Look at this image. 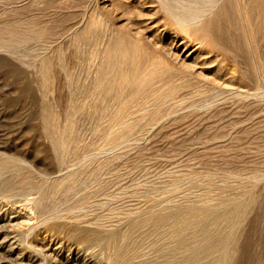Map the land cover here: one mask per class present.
<instances>
[{
    "label": "rangeland",
    "instance_id": "rangeland-1",
    "mask_svg": "<svg viewBox=\"0 0 264 264\" xmlns=\"http://www.w3.org/2000/svg\"><path fill=\"white\" fill-rule=\"evenodd\" d=\"M187 1L0 0V264H179L134 226L201 204L264 264V0Z\"/></svg>",
    "mask_w": 264,
    "mask_h": 264
},
{
    "label": "bare ground",
    "instance_id": "bare-ground-1",
    "mask_svg": "<svg viewBox=\"0 0 264 264\" xmlns=\"http://www.w3.org/2000/svg\"><path fill=\"white\" fill-rule=\"evenodd\" d=\"M212 0H194V1H187L186 3H190L191 5H188L186 8V13L187 15H190V12L193 11V14L198 12L194 6L198 5L199 3H210ZM182 8V6H178V8ZM164 10L168 12V6L164 5L163 6ZM183 9V8H182ZM195 9V10H194ZM240 12V11H239ZM240 14V13H239ZM246 15V14H245ZM186 18L182 16L180 17V21L185 20ZM196 18V16H195ZM247 18V17H246ZM192 19V17H190ZM247 23V22H246ZM246 35V34H245ZM121 57V56H120ZM120 61V59H119ZM121 62V61H120ZM158 62V61H157ZM135 63V62H134ZM136 64V63H135ZM134 65V64H133ZM140 65V64H139ZM108 66V65H106ZM137 68V67H136ZM145 68V67H144ZM133 69V68H132ZM141 69V68H140ZM135 70V68H134ZM100 71V70H99ZM130 71V70H129ZM132 72V71H131ZM142 73V72H141ZM138 74V73H137ZM143 74V73H142ZM145 75V74H144ZM115 76V75H114ZM129 75H126V77ZM116 77V76H115ZM122 77V76H121ZM136 77V76H135ZM134 77V78H135ZM139 77V75H138ZM117 78V77H116ZM115 78V79H116ZM129 77H127L128 80ZM142 78V77H141ZM114 79V78H113ZM118 79V78H117ZM140 79V78H139ZM146 79V77H145ZM131 80V79H130ZM111 81H109L110 83ZM114 83V82H113ZM130 84L132 83L129 82ZM143 83V82H142ZM172 85V84H171ZM139 86V84H138ZM138 91V90H137ZM102 92V91H100ZM100 94V93H99ZM109 95V94H108ZM153 98V97H152ZM122 108V107H121ZM117 114V113H116ZM113 129V128H112ZM116 134V133H115ZM114 136V135H113ZM116 137V136H115ZM118 138V136H117ZM6 165V164H5ZM14 165L17 164H13ZM20 165V164H19ZM23 166V165H22ZM21 166V167H22ZM20 167V166H18ZM11 168V167H9ZM5 169V168H3ZM15 169V168H14ZM13 169V170H14ZM12 170V169H10ZM17 170V168H16ZM13 172V171H12ZM2 174V172H0ZM4 174V173H3ZM21 176V175H20ZM12 178V177H11ZM19 178V177H18ZM4 179V178H3ZM48 179V178H47ZM9 181V180H8ZM14 181V180H13ZM12 181V183H13ZM19 181V180H18ZM17 181V182H18ZM37 181V180H36ZM39 181V180H38ZM11 183V182H10ZM2 184V183H1ZM33 184V183H32ZM5 185L2 184V186ZM7 185V184H6ZM35 185V183H34ZM14 186V185H13ZM20 186V185H19ZM40 186V185H39ZM18 187V186H17ZM5 188V187H2ZM28 188V187H27ZM42 188V187H41ZM31 189V188H30ZM38 190V188H36ZM152 189V188H151ZM34 190V189H33ZM42 190V189H40ZM0 191H2L0 189ZM6 191V190H4ZM16 192V191H15ZM13 192V193H15ZM18 192V190H17ZM16 192V193H17ZM37 192V191H36ZM40 192V191H39ZM11 193V192H10ZM3 194V191H2ZM18 194V193H17ZM34 194V193H33ZM38 193H36L37 195ZM5 195V194H3ZM21 195V194H20ZM34 195V196H36ZM40 196V194H38ZM37 195V196H38ZM7 196V194H6ZM11 196V195H10ZM19 196V195H18ZM26 197V196H25ZM28 197V196H27ZM42 197V195L40 196ZM221 197V196H220ZM36 198V197H35ZM27 199V198H25ZM40 199V198H39ZM42 200L43 197L41 198ZM36 200V199H35ZM163 200V199H162ZM161 200V201H162ZM19 201V200H18ZM167 201V200H166ZM41 202V201H40ZM164 202V201H162ZM230 202V201H229ZM228 202V203H229ZM42 203V202H41ZM154 203V202H153ZM157 201H155V204ZM168 203V202H167ZM206 203V202H205ZM212 203V202H211ZM222 203V202H221ZM232 203V202H230ZM37 204V203H36ZM144 204V203H143ZM165 204V203H164ZM169 204V203H168ZM184 204V203H183ZM199 204V203H197ZM40 205V204H39ZM240 205V204H239ZM45 207V205H43ZM152 206V205H151ZM155 206V205H154ZM159 206V205H158ZM224 206V204H223ZM222 206V207H223ZM236 206V205H235ZM43 207V209H44ZM157 207V206H156ZM169 207V206H168ZM173 207V205H172ZM225 207V206H224ZM37 208V206H36ZM41 208V207H40ZM151 208V207H150ZM149 208V209H150ZM153 208V207H152ZM155 208V207H154ZM226 209H223L222 212L220 213L217 211H213L210 206H207L206 204L200 205L199 207H190V208H176L172 212H160V213H154L149 215L144 221L139 222L135 224L134 227H138L142 223H144V226L146 224H152L154 229H159V230H164L166 237H171L172 242L170 244L178 245L179 249L183 251V254H185V258L179 263V264H226L227 262V243L230 241V235L229 231L225 228V224H230L233 220L232 217L234 212H235V207L229 206L225 207ZM239 208V206H238ZM144 209V208H143ZM172 209V208H171ZM219 209V208H218ZM37 210V209H36ZM90 210V209H89ZM140 210V209H139ZM148 210V209H147ZM146 210V211H147ZM217 210V209H216ZM240 210V208H239ZM134 211V210H133ZM143 211V210H142ZM151 210H149L150 212ZM158 211V210H157ZM238 211V210H237ZM42 211L40 210V213ZM44 212V211H43ZM124 212V211H123ZM129 212V211H128ZM137 212V211H136ZM140 211L136 215L139 214ZM145 211H143L144 213ZM241 212V211H240ZM147 213V212H146ZM145 213V214H146ZM151 213V212H150ZM236 213V212H235ZM239 213V212H238ZM133 215V214H132ZM147 215V214H146ZM122 216H124L122 214ZM128 216V215H127ZM134 216V215H133ZM137 217V216H136ZM135 217V218H136ZM143 217V216H142ZM237 217V216H236ZM131 220V216H129ZM139 218V217H138ZM141 218V217H140ZM122 219V218H121ZM126 219V217H124ZM123 219V221H124ZM137 219V218H136ZM236 219V218H235ZM134 220V218H133ZM108 221V220H107ZM127 222V221H126ZM135 222V221H134ZM129 223V222H127ZM206 223V224H205ZM108 224V223H107ZM112 224V223H111ZM130 224V223H129ZM133 224V223H132ZM204 224V225H203ZM234 224V222H233ZM109 225V224H108ZM120 226V225H119ZM236 226V225H235ZM116 227V226H115ZM146 228V227H145ZM148 228V227H147ZM117 229V228H115ZM149 229V228H148ZM105 230V229H104ZM109 230V229H108ZM121 230V229H120ZM134 230V229H133ZM132 230V231H133ZM115 231V230H114ZM154 231V230H153ZM152 231V232H153ZM106 232V231H105ZM156 232V231H154ZM163 232V233H164ZM93 233V232H92ZM109 233V232H108ZM121 233V232H120ZM130 233V232H129ZM94 234V233H93ZM114 234V233H113ZM157 234V233H156ZM151 235V234H150ZM160 235V233H159ZM163 236V235H162ZM93 237V236H92ZM97 237V236H96ZM109 237L112 238V235ZM118 237V236H117ZM156 237V236H155ZM115 238V237H114ZM154 238V236H153ZM152 238V239H153ZM164 238V237H162ZM160 239V238H159ZM170 239V238H168ZM98 240V239H96ZM103 240V238H102ZM105 240V239H104ZM116 240V239H115ZM157 240V239H156ZM162 240V239H161ZM100 241V240H99ZM166 241V240H165ZM168 241V240H167ZM97 242V241H96ZM108 242V241H106ZM155 242V241H154ZM120 243V242H119ZM164 244V243H163ZM169 244V246H170ZM113 245V244H112ZM167 245V243H166ZM159 246V245H158ZM168 246V247H169ZM145 247V246H144ZM176 247V246H175ZM157 248V247H156ZM110 249V248H109ZM165 249V248H164ZM171 249V248H170ZM123 250V249H122ZM167 252V250L165 251ZM170 252V251H169ZM115 254V252H114ZM163 254V253H162ZM165 254V253H164ZM177 254V253H176ZM175 254V255H176ZM180 254V253H178ZM182 254V253H181ZM121 255V254H120ZM132 255V254H131ZM167 255V254H166ZM127 256V255H126ZM126 256H121L123 257L122 259L125 258V261L128 262V257ZM130 256V255H129ZM172 256V255H171ZM180 256V255H179ZM229 256V255H228ZM141 257V256H140ZM174 257V256H172ZM176 258V257H175ZM178 258V257H177ZM121 259V258H120ZM121 259V261H122ZM169 260V259H168ZM119 261V260H118ZM114 262V264L119 263V262ZM120 261V262H121ZM137 261V260H136ZM124 262V261H123ZM134 262V260H133ZM126 263V262H125ZM172 263V262H171ZM131 264V263H129ZM142 264V262L140 263ZM144 264V263H143ZM158 264V263H157ZM164 264H170V262L164 263ZM176 264V263H175Z\"/></svg>",
    "mask_w": 264,
    "mask_h": 264
}]
</instances>
